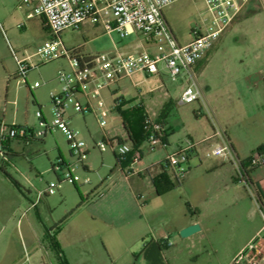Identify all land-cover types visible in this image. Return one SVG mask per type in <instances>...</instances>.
<instances>
[{
	"label": "rangeland",
	"instance_id": "rangeland-1",
	"mask_svg": "<svg viewBox=\"0 0 264 264\" xmlns=\"http://www.w3.org/2000/svg\"><path fill=\"white\" fill-rule=\"evenodd\" d=\"M23 1L0 0V259L6 243L11 240L12 245L19 247L24 242L32 264H40L41 257L46 264H62L47 232L52 228L53 236L57 235L54 226L61 225L63 231L56 242L61 249L62 246L65 248L62 249L63 260L69 258L72 264H81V253L91 250L88 254L90 261L93 257V264H112L110 251L118 255L119 263H128L131 258L126 255V247L118 236L113 235V230L126 226L128 232L139 218L140 209L148 205L151 208L167 206L168 201H183L185 209L191 212L193 210L187 205L191 198L195 204L193 209L203 211L208 224L211 204L227 193L223 185L215 189L214 176L207 173L208 165L224 158L207 157L211 151L208 149L210 142L201 149L205 164L203 172L199 170L202 165L198 157L192 155L189 160L191 169L188 163H184L185 170L177 177L171 170H165L170 186L162 183L159 175L164 173L161 171L159 175H149L142 170L139 175L133 165L128 166L126 161L119 163L115 151L127 138L121 115L114 105L120 98L130 101L138 93L129 80L102 90L101 98L105 108L109 109L104 128L99 125L94 112L83 115L75 110L72 103L67 104L65 115L70 119L69 125L79 132L89 148L84 159L89 171L79 166L82 181L76 185L63 181L62 174L53 171V164L60 156L68 163H74L75 159L71 157L68 139L60 129L54 128L45 136L38 134L42 129L36 113L41 109L49 123L54 119L52 91L57 85L61 86L57 73L61 68L69 70L70 64L65 58L44 62L35 57L28 81L30 85L38 81L41 87L32 92L17 78V58L23 59L35 53L52 37L41 18L30 17L32 2L27 5ZM207 10L204 0H181L167 7L164 15L175 37L185 44L191 41L194 29L203 30L210 21ZM143 38L137 34L122 38L117 30L106 31L100 22H86L79 29L61 33V41L67 50L79 49L85 54L107 53L116 49L125 53L139 52ZM147 49L155 51L153 46ZM160 80L159 77H149L153 86ZM162 80L171 92L181 83L174 82L167 74ZM198 81L206 98V107L201 102L174 106L168 117L174 130L170 137L172 147L168 148L171 152L167 153V147L162 145L151 149L145 142L140 149L143 168L164 161L176 152L178 142L190 138L188 136L195 132L198 137L213 135L214 122L222 131L226 127L230 129L241 142L244 154L255 155L258 146L264 143V110L255 104L258 93L264 90V0L250 3L241 18L225 32L205 67L198 71ZM201 109L205 115L197 116ZM1 125L30 129L34 137L29 142L24 138L2 141ZM105 139L111 140L112 147L108 145L102 151L96 144ZM85 180L89 184H84ZM13 182L18 183L24 192ZM51 182L60 184L56 193L44 196L37 209L28 210L39 192ZM162 191H166L167 196H160ZM246 191L250 195L247 188ZM107 195L109 198L105 200ZM230 203L227 201L223 206L234 207ZM241 208L246 214L250 212L251 205L245 201ZM35 232L41 235L40 242L34 236ZM207 245L208 241L201 245L204 250L199 261L183 259L182 263L225 264L220 256L210 254Z\"/></svg>",
	"mask_w": 264,
	"mask_h": 264
},
{
	"label": "built area",
	"instance_id": "built-area-1",
	"mask_svg": "<svg viewBox=\"0 0 264 264\" xmlns=\"http://www.w3.org/2000/svg\"><path fill=\"white\" fill-rule=\"evenodd\" d=\"M181 0H24L23 3L33 4L30 17L41 18L44 27L52 33L48 39L37 48V51L23 59L17 58V78L27 84L32 91L41 86L40 82L29 84L28 72L34 68L32 59L37 57L44 62H52L62 58L69 61L70 69L61 68L57 73V80L61 84L59 94H52L54 103V119L49 123L42 110L37 111L39 119V135H46L54 128L60 129L68 139L70 155L75 159L74 163H68L59 158L53 164V171L61 173L62 180L76 185L82 181L78 169L84 165V159L89 153V148L80 138L78 131L69 125V118L65 115V108L72 103L77 112L83 115L86 112H94L99 125L104 128L107 125L109 109L101 98L102 90L117 84L121 78L131 77L136 72L147 75L159 73L163 64L174 82L181 81L182 93L178 99L180 105L203 103L206 107V98L198 81L197 65L213 49L215 43L231 26L236 16L242 10L248 0H204L207 5L210 21L205 28L194 29L192 39L188 43L180 44L165 18L164 10L170 5ZM86 22H100L106 31L117 30L122 38L132 34L145 37L154 43L156 50L153 53L143 51L136 54H126L116 49L112 52L85 54L76 50H67L61 41V33L68 29H79ZM120 103L115 102L114 108ZM214 125V137L219 143L211 148L207 157H228L235 161L231 145L225 133ZM144 130L148 133L147 143L151 149L165 146V126L158 119L145 118ZM34 137L32 130L24 127H8L1 125V140L24 138L31 141ZM112 147L111 140L105 139L96 144L100 150ZM198 143L192 138H185L173 154L164 161L177 177L184 172V163H188L190 157L197 151ZM119 163L127 160L132 154V163H138L142 154L140 149L133 150L128 141L122 142L117 150ZM258 153L251 156L250 164L256 165L260 160ZM263 160V159H262ZM264 161V160H263ZM84 184H89L88 180ZM60 184L51 182L48 187L39 192L37 200L32 204L36 206L44 196L56 193ZM102 194L101 196H103ZM263 226L255 237L234 259V264H264V212H262ZM21 264H32L30 254L25 249V255Z\"/></svg>",
	"mask_w": 264,
	"mask_h": 264
},
{
	"label": "crops",
	"instance_id": "crops-1",
	"mask_svg": "<svg viewBox=\"0 0 264 264\" xmlns=\"http://www.w3.org/2000/svg\"><path fill=\"white\" fill-rule=\"evenodd\" d=\"M250 3H254V0H248L243 5L242 10L236 16L231 26L238 18H241L243 11ZM224 35L225 33L215 43L213 49L207 53L206 57L198 63L196 67L197 72L201 71L205 67L211 56V53L218 46ZM143 39L144 41L140 40L139 49H141V51L132 53L129 52L126 54H136L143 51H148V46L155 47L153 42L148 41V39L145 37ZM35 68H38V66ZM31 70H33V68ZM31 70L28 72V77ZM165 74L169 75L167 68L163 65L162 67L160 66L159 73L157 74L147 75L143 72H136L131 77L121 78L117 84L119 85L122 81L129 80L132 83V86L138 89V93L135 96H132V100L126 101L125 98L119 99L124 102L122 110H131L135 106H140L143 108L145 117L152 119H162V122L165 126L164 139L165 146L167 147L166 151L167 153H170L171 150L169 149L172 147L170 137L174 134V130L169 123L168 117L171 109L174 106H182L178 103V99L182 93L183 84L178 83L177 89H173V92H171L162 80V77ZM149 77H159L161 80L153 86L149 81ZM60 91L61 86L59 87V85H57L52 92L54 94H59ZM255 104L262 107L264 110V90L261 91V93H258L257 98L255 99ZM40 108L42 107L40 106ZM203 115H205V111L201 109V112H198L197 116ZM223 132L225 133L227 140L231 145L233 154L235 156V161L228 157H224L217 159L213 162V164L207 166V168H209L207 173L214 176V188L218 189V187L223 185L227 189V193L224 195V197L215 199L211 204L209 210V223L207 224L203 215V211H195V209H193L192 205L195 204L191 202V198H188L189 203L187 202V205H190L189 209L193 210L191 212L188 211V209H185L183 201H168L167 206L159 205L156 208H151L148 205L147 208L140 209L139 218H136L135 225L133 227H129L131 229H129L128 232L126 231V228H128L126 226H120L113 230V235H116L119 237V239H121V243L125 245L127 250L126 255L131 259L128 263H119L118 255L113 254V252L110 251L112 264H183V259H186V261H199L203 254L204 249L201 247V245H203L204 241H208L207 247L209 248L210 254H212V256H220L221 260L226 261L225 264H234V259L255 237V235L261 230L263 226L262 212H264V149L261 153L255 152L258 153L257 155L260 159L256 165H251L250 161L244 162L243 164L242 161L247 160L252 155L249 156L248 154H244L241 142L235 135H233L229 128H224ZM188 137L192 138L198 143L197 151L194 155L198 157L202 165L199 170H202L203 172L205 164L203 162V156L201 155V149L208 142H210L208 149H211L213 146L219 143V140L214 137V134L206 137H198L197 132H195L194 135H189ZM126 138V141H129L127 135ZM181 143L182 140L175 146V148L177 147V150L175 149L176 151H178ZM262 145L264 146V143L258 147ZM141 154L143 158L142 151ZM60 157L63 158V156ZM142 158L138 163H135V165L131 162L132 155L126 160L128 166L131 164L134 166V168L136 167L137 171H139V175H141L142 170H145L149 175H152V173H156L157 175L159 171L165 174V172H167L165 170L169 169L168 167L164 168L160 166L159 163L150 168H143ZM191 167L192 163L189 161L188 168L191 169ZM86 171H89L88 167ZM161 175L162 174L159 176L161 177ZM167 178L170 180L169 177ZM162 183L165 184L164 179H162ZM246 188L248 191H250V195H247ZM167 194L168 193H166V191H162L160 196H167ZM108 198L109 195L106 196L105 200ZM227 201H231L230 205H234V207L226 208L223 206ZM245 201H248L251 205L250 212L246 214L241 208ZM33 203L34 202H32V204ZM32 204L28 210L38 208V204L34 207H32ZM194 223H198L200 225V231L185 238L181 237L180 231ZM18 224L19 221L17 222V225ZM18 231L22 240V234L19 226ZM49 231L51 232L50 242L52 244L54 234L53 229L50 228ZM62 231L63 228L61 225L59 228H56V232L58 233L57 235H54L56 240L57 236L61 234ZM34 236L38 242L41 241V235L38 232H35ZM15 246L12 245L11 240L6 243L5 252L0 259V264H18L19 262L21 264L25 255V244L22 241L20 247L19 245L16 247ZM203 247H205V244ZM62 249H65L64 246H62ZM62 249L60 248V252L57 250L58 255H63ZM90 251L91 250H89L88 253H90ZM88 253L87 251H83L81 253V264H93L94 259L92 257V261H90L91 258H89ZM67 261L69 264H72L69 258ZM41 263L46 264L43 257H41ZM242 264L248 263L243 262Z\"/></svg>",
	"mask_w": 264,
	"mask_h": 264
},
{
	"label": "trees",
	"instance_id": "trees-1",
	"mask_svg": "<svg viewBox=\"0 0 264 264\" xmlns=\"http://www.w3.org/2000/svg\"><path fill=\"white\" fill-rule=\"evenodd\" d=\"M73 50L81 52L79 49H73ZM118 102L120 104L115 109L121 115L124 132L128 136L129 142L132 144L133 150L137 151L145 142H147V138H148V133L144 130V121L146 117L144 115L143 108L140 106H135L131 110H122L124 106L123 104L124 102L121 100H118ZM158 120L162 121L161 118H159ZM263 149L264 146L262 145L257 148L256 152L261 153ZM131 155L132 154H130L128 157H130ZM250 159L251 157L245 161H242V163L244 164V162L250 161ZM164 163L165 161H162L159 163V165L165 168ZM161 178L164 179V183L167 186H170L169 180L165 174H162ZM59 226L60 225H58L57 227L59 228ZM52 244L56 248V250L60 252L59 244L56 242L54 236H53ZM64 262L65 264H68L65 258H64Z\"/></svg>",
	"mask_w": 264,
	"mask_h": 264
},
{
	"label": "water",
	"instance_id": "water-1",
	"mask_svg": "<svg viewBox=\"0 0 264 264\" xmlns=\"http://www.w3.org/2000/svg\"><path fill=\"white\" fill-rule=\"evenodd\" d=\"M1 171H2V170H1ZM2 172H3V171H2ZM13 183H14V185L17 187V189H19L21 192H24V190H22V188L19 186L18 183H16V182H13ZM31 202H32V201H31ZM200 229H201V227H200V225H199L198 223L191 224V225H189V226L183 228V229L180 231V236L183 237V238L188 237V236H190V235H192V234H194V233L200 231ZM47 232H48V234H49V237H51V232H50L49 230H48ZM59 257L61 258V262H62V264H65V262H64V260H63V258H62V256H61L60 254H59Z\"/></svg>",
	"mask_w": 264,
	"mask_h": 264
}]
</instances>
